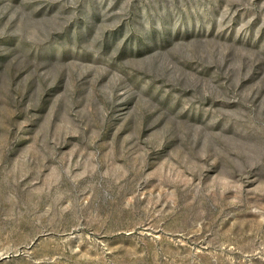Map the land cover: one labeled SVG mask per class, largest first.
I'll return each mask as SVG.
<instances>
[{"label": "rangeland", "instance_id": "rangeland-1", "mask_svg": "<svg viewBox=\"0 0 264 264\" xmlns=\"http://www.w3.org/2000/svg\"><path fill=\"white\" fill-rule=\"evenodd\" d=\"M0 264H264V0H0Z\"/></svg>", "mask_w": 264, "mask_h": 264}]
</instances>
